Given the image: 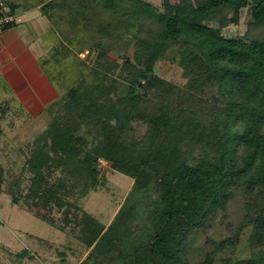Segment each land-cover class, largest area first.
I'll list each match as a JSON object with an SVG mask.
<instances>
[{
    "label": "trees",
    "instance_id": "1",
    "mask_svg": "<svg viewBox=\"0 0 264 264\" xmlns=\"http://www.w3.org/2000/svg\"><path fill=\"white\" fill-rule=\"evenodd\" d=\"M37 1L57 41L39 66L58 96L26 143L10 202L75 232L87 248L78 264H188L189 234L240 196V219L198 264H264V0ZM244 8L246 30L222 33ZM168 52L182 87L155 73ZM133 121L146 125L138 137ZM99 157L133 179L107 226L69 199L99 184ZM246 230L255 250L220 263Z\"/></svg>",
    "mask_w": 264,
    "mask_h": 264
},
{
    "label": "rangeland",
    "instance_id": "2",
    "mask_svg": "<svg viewBox=\"0 0 264 264\" xmlns=\"http://www.w3.org/2000/svg\"><path fill=\"white\" fill-rule=\"evenodd\" d=\"M4 1L8 3L10 0ZM148 1L159 5L161 0ZM25 2V4H31L36 1L25 0ZM15 11L16 23H20V26L18 24L15 32L12 30L8 32L9 34L6 33L8 35L2 33L0 35H4V38L10 37L9 40L16 51L29 48L36 51L38 56H48L50 49L57 41L56 37L49 32L47 20L37 9L24 11L19 6ZM248 15V10L244 8L240 22L230 23L222 29V33L242 34L246 30ZM20 29L25 32L24 36L22 34L16 36V32H21ZM86 53L87 51L83 52L81 57L86 55L85 60L93 62L96 57L95 52ZM171 56L173 54L168 52L167 57L156 62L155 73L182 87L185 77L182 69ZM6 68H10L11 72L6 73ZM3 72L6 75H3ZM23 82H25L24 78L19 74L13 54L8 51L6 45L0 44V109L4 107L5 101L9 105L8 111L0 119V165L3 168L0 183V264H78L86 255L87 248L77 239L75 232L72 234L70 231H62L47 221L35 217L31 211L25 209L24 205H13L10 202L8 189H11L16 176L21 172L20 168L28 154L26 143L32 140L38 131L44 129L50 119L48 110L37 116H27L25 105L13 90ZM132 126V134L135 137L141 135L146 129V125L138 121H133ZM79 133L83 134L88 141L95 135L87 131L86 127L81 128ZM97 169H99V184L96 188L90 190L84 197H81L79 189L76 188L69 194V199L107 226L120 206L126 202L133 179L112 169L109 164ZM54 175H59V171ZM25 177L23 185L27 183ZM243 203V197L234 198L228 203L225 215L217 213L207 221L204 228L196 229L189 234L184 248L188 264H198L212 249L214 241L228 235L227 228L240 219ZM43 206L44 204L41 203L33 209L43 211L45 210ZM136 208L139 209V206L137 205ZM52 217L59 222L60 213L53 210ZM254 250L249 243L246 230L241 234L235 250L218 254V260L223 263L222 257L245 258Z\"/></svg>",
    "mask_w": 264,
    "mask_h": 264
},
{
    "label": "crops",
    "instance_id": "3",
    "mask_svg": "<svg viewBox=\"0 0 264 264\" xmlns=\"http://www.w3.org/2000/svg\"><path fill=\"white\" fill-rule=\"evenodd\" d=\"M10 1L13 3L15 10L19 6L22 7L24 11L37 9L40 15L47 20L48 29L51 28L48 19L42 15L40 4H38L37 0H35L36 2H31V4L27 3L29 5L25 4V0ZM29 1L30 0H28V2ZM18 24L20 26V23H15L9 29L3 31L2 34L12 32V30L15 32L14 30L15 28H18ZM21 34L24 36L25 32H23V30L21 32H16V36H20ZM3 36L0 35V44L6 45V47H8V51L13 54L14 63L18 68L19 74L24 78L25 81L21 83V85L17 86L18 88L16 87L13 90L17 94V97H19L20 101L25 105L28 114L32 117L37 116L43 112L44 107L48 103L57 98V91L41 71L39 66V58L42 56L36 55V51L30 50L29 48L16 51V49L12 46L13 44L9 40L10 37L4 38ZM5 71L6 73L11 72L10 68H6ZM6 73L3 72V75H6Z\"/></svg>",
    "mask_w": 264,
    "mask_h": 264
},
{
    "label": "built area",
    "instance_id": "4",
    "mask_svg": "<svg viewBox=\"0 0 264 264\" xmlns=\"http://www.w3.org/2000/svg\"><path fill=\"white\" fill-rule=\"evenodd\" d=\"M13 23H16V13L11 9L10 5L6 1L0 0V34ZM107 164L108 161L105 159L101 157L97 158L98 168L106 166Z\"/></svg>",
    "mask_w": 264,
    "mask_h": 264
}]
</instances>
